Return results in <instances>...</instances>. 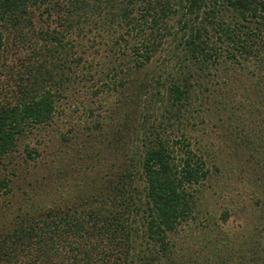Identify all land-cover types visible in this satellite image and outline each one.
Instances as JSON below:
<instances>
[{"label":"trees","instance_id":"16d2710c","mask_svg":"<svg viewBox=\"0 0 264 264\" xmlns=\"http://www.w3.org/2000/svg\"><path fill=\"white\" fill-rule=\"evenodd\" d=\"M243 75L264 120V0H0V200L9 160L42 142L116 150L91 191L39 211L0 202V264H177L170 234L212 174L190 120L211 110L204 81Z\"/></svg>","mask_w":264,"mask_h":264},{"label":"rangeland","instance_id":"374dc122","mask_svg":"<svg viewBox=\"0 0 264 264\" xmlns=\"http://www.w3.org/2000/svg\"><path fill=\"white\" fill-rule=\"evenodd\" d=\"M210 78L216 77L211 74ZM212 80L204 81L213 96L208 99L211 110L202 104V110L193 112L189 126L212 174L199 193L196 217L170 234L174 260L177 264H264L251 252L254 244L264 248V182L256 180L253 173L254 165L264 169L262 163H255L264 160V120L259 108L253 106L254 96L245 75L230 84ZM135 90L130 85L124 95L129 98ZM143 106L146 108L141 100L135 108L138 116ZM245 134L251 141L237 139ZM89 137L84 133L77 142L68 143L54 138L37 145L40 154L35 159L19 153L9 160L12 192L0 202H7L10 210L39 211L74 198L82 189L93 190L85 183L93 184L94 177L108 174L116 150L112 144L107 146L103 136L101 140ZM31 140L36 142L34 137ZM4 161L6 164L7 159ZM260 171L264 175V170ZM224 212L225 219L221 217ZM139 245L140 240L135 243L136 251ZM216 255L222 260L214 261Z\"/></svg>","mask_w":264,"mask_h":264}]
</instances>
